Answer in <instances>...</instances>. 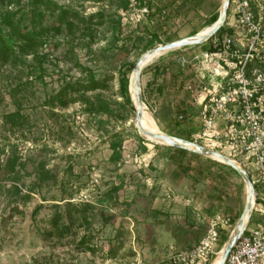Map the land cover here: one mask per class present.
Listing matches in <instances>:
<instances>
[{"label": "rangeland", "instance_id": "374dc122", "mask_svg": "<svg viewBox=\"0 0 264 264\" xmlns=\"http://www.w3.org/2000/svg\"><path fill=\"white\" fill-rule=\"evenodd\" d=\"M26 1L0 0V12L21 9ZM51 1L79 18L95 17L88 28L72 20L70 31L62 25L59 34H48L37 51L47 57L0 63V264H165L170 248L192 247L217 215L230 220L218 229V252L243 212L244 183L213 159L185 154L173 162L165 146L141 143L118 78L122 63H136L146 52L150 34L175 41L199 33L221 0H135L152 14L137 24L128 0ZM249 7L264 34V0H250ZM46 15L44 27L57 13ZM201 47L165 53L142 71V100L162 133L188 137L201 128L198 107L209 63L192 61L208 44ZM254 66L264 68L256 60ZM90 77L106 88L68 93L63 100L75 101L64 107L52 102L65 85ZM185 84L197 86L196 95ZM91 103H106L109 112L88 114ZM185 109L188 121H178ZM112 142L119 143L117 161L110 158ZM14 158L11 173L5 166ZM245 170L256 180L254 169ZM254 185L252 214L259 219L249 229L264 221V182ZM175 236L189 240L179 245Z\"/></svg>", "mask_w": 264, "mask_h": 264}, {"label": "built area", "instance_id": "2783aa9c", "mask_svg": "<svg viewBox=\"0 0 264 264\" xmlns=\"http://www.w3.org/2000/svg\"><path fill=\"white\" fill-rule=\"evenodd\" d=\"M128 1L134 24L149 15L146 6L139 8L135 0ZM249 3L250 0H230L233 8H229L226 26L232 34L212 41V46L217 48L215 52H205L192 59L201 58L202 64L207 62L209 66L206 71L208 86L204 88L198 108L202 125L189 136V141L207 142L200 145L214 151L226 150L225 156L256 171V180L248 173L256 184L264 182V68L250 67V63L256 60L264 64V34L258 24L251 21ZM122 15L123 19L127 18L125 13ZM244 31L251 34L249 38ZM179 61L188 64L183 57ZM183 88L193 95L198 91L193 84H185ZM177 119L184 120L183 111ZM261 214L264 216V211ZM229 222L228 218L214 216L207 222L204 235L192 247L170 248L165 264H209L218 253V229ZM223 264H264V221L252 229L247 227Z\"/></svg>", "mask_w": 264, "mask_h": 264}, {"label": "trees", "instance_id": "16d2710c", "mask_svg": "<svg viewBox=\"0 0 264 264\" xmlns=\"http://www.w3.org/2000/svg\"><path fill=\"white\" fill-rule=\"evenodd\" d=\"M14 2H17L18 4L19 0H9V4H12ZM125 8H126V5H125ZM0 9H1V5H0ZM54 12L57 13L56 21L51 24L49 23L48 25L44 27L43 21L47 18L46 13L53 14ZM228 13H229V9H228ZM149 15L152 16V14H149ZM218 15H219V10L212 13L209 16L208 20L206 21L205 26L206 27L211 26L217 20ZM94 17L95 16L92 15V16H89L87 19L79 18L77 13L72 12L71 10H67L63 7H60L57 4L53 3L51 0H27L24 6L21 7V9H19V6H18V9H15V10H6L3 12H0V63L1 64H8L10 62L17 63L18 61H21L19 59L20 56H24V55H34L38 59L47 57V55L45 54L38 56L37 51H38V48L45 45L46 37L48 36V34H52L54 36L56 34H59L62 25L66 27L67 31H70L72 28L76 27V24L72 20L79 21L81 25H84L83 27L88 28L87 25L92 24L91 20ZM100 23L101 22H98L97 24H100ZM117 26L119 28L120 26L119 21L117 22ZM225 33L228 35L232 34V30L226 26V21L224 23V26L221 27L212 38H210L207 42L201 44L202 46L205 44H208V47L205 49V51L215 52L217 48H214L212 46V42L210 43V41H212L213 39L221 40L222 36ZM168 42H171V39L166 38L165 41H162L157 34H150V39L148 40L146 47L144 48L143 51H147L149 48L155 45H159L162 43H168ZM201 45H197V46H201ZM197 46H194V47H197ZM175 51H172V52H175ZM172 52H168V53H172ZM134 65L135 63H129V64H127L126 62L122 63L119 67L120 74L118 78L120 95L123 98L125 104L128 107H130V109L133 111L134 109H133V106L131 104L129 94H128V82H129L130 74L134 68ZM104 88H106V86L103 83V81L95 80L93 77H90L89 80H87L86 82H77L74 85H71V84L65 85L52 98V102L54 101L55 103H58L59 106L64 107L68 103L75 101V99H70L68 101L63 100V98H66L68 93L89 92V91H95V90L104 89ZM86 111L88 114H92V115L93 114H107L109 112V108L106 103L99 104V105H94L91 103L87 107ZM182 111L184 112L183 121L187 122L188 121L187 111L186 109ZM188 115L190 114L188 113ZM168 135L190 140L189 136L185 137L182 133H179V132H172V133H169ZM138 139L141 143L148 142L139 136H138ZM118 145L119 143L117 144L115 142H112L110 144V147L113 153L112 154L113 156L110 157L112 161H117V159L119 158L118 154H114L115 151L118 149ZM154 147L159 148L160 146L154 145ZM166 148L172 152L173 154L172 159L174 160L173 162L175 161L177 162V159L181 158V155H185V154L194 155L199 158L201 157L198 154L190 153L182 149L172 148V147H166ZM144 149L146 148H143V150ZM212 161L220 165L224 169H230L232 171V174L239 177L236 174V172L233 171L228 166L220 162H217L215 160H212ZM15 167H16V158L8 162V164H6L5 166V169L6 171L9 170L11 173H13L15 171ZM254 187L256 188V185H254ZM14 189H17V188L14 187ZM113 191L114 192L117 191V188H114ZM257 201L258 200L256 199V203ZM57 219L58 218H54L51 222L53 228L57 227V221H58ZM253 219L257 221V219L259 218H255L252 214L248 227L250 226L252 222H254ZM234 221L235 220H233L231 224H234ZM223 241L225 242L226 240H223ZM219 244L221 243L219 242Z\"/></svg>", "mask_w": 264, "mask_h": 264}, {"label": "water", "instance_id": "95a60500", "mask_svg": "<svg viewBox=\"0 0 264 264\" xmlns=\"http://www.w3.org/2000/svg\"><path fill=\"white\" fill-rule=\"evenodd\" d=\"M230 5V0H221L219 15L217 20L209 27V30L205 34L196 33L175 41H171L169 43H165L163 45H158L155 48H152L146 52H144L137 62L134 65V68L130 74L129 82H128V94L131 101V104L134 109V121L135 128L137 129L139 136L151 142L152 144L161 145L165 147L178 148L190 153L198 154L209 159H213L217 162H220L233 171L240 177L242 182L245 185L246 189V202L244 205V209L232 230L230 231L226 242L222 246V256L220 264H223L228 253L239 240V238L246 231L251 214L253 211V207L255 205V188L254 184L251 181V178L245 168L236 160L231 159L220 152L211 150L202 146L200 144L194 143L192 141L174 137L160 131L154 132L150 130H146L141 126V117L143 110V100H142V91H141V75L144 67L147 65L150 57L153 54H158L159 56L172 52L178 49H182L185 47H193L197 45H201L207 42L210 38H212L217 31L224 26V23L227 18L228 9Z\"/></svg>", "mask_w": 264, "mask_h": 264}, {"label": "bare ground", "instance_id": "6f19581e", "mask_svg": "<svg viewBox=\"0 0 264 264\" xmlns=\"http://www.w3.org/2000/svg\"><path fill=\"white\" fill-rule=\"evenodd\" d=\"M209 27L204 28L199 33L200 34H205L209 30ZM157 57H159L158 54H153L152 57H150V59H149L147 64L151 63ZM134 124H135V121H134ZM141 126L144 129H146V130H150V131H154V132H158L159 131L155 121L153 120V118L151 117L149 112L147 111L145 104H143L142 117H141ZM221 254H222V248L218 251L217 255L212 260L211 264H220L221 256H222Z\"/></svg>", "mask_w": 264, "mask_h": 264}, {"label": "crops", "instance_id": "0c3cea01", "mask_svg": "<svg viewBox=\"0 0 264 264\" xmlns=\"http://www.w3.org/2000/svg\"><path fill=\"white\" fill-rule=\"evenodd\" d=\"M198 47H200V46H198ZM202 47H203V46H202ZM202 47L199 48V49L202 50V49H203ZM205 49H206V47H205ZM205 49H204L203 51L198 50V52L195 50V51H194V52L196 53L195 55L197 56V55H201L202 53H205V52H206ZM197 53H198V54H197ZM200 100H202V96H201ZM198 108H199V107H198ZM170 153H171V154H170V157L173 158V154H172V152H170ZM169 163L172 164L171 162H169ZM189 224H190V223H189ZM192 224H193V223H191V224L189 225V226L192 227V228H191V231H192V229L195 227V226H193ZM194 229H195V228H194ZM184 232H186V231H184ZM191 234L193 235V237L190 236V238H191L192 241H194L193 239L196 238V236H194V235H195V232H192ZM196 234H197V232H196ZM173 238H175V241H176L178 244H179V243L181 244L182 241L185 242V241H188V240H189V239H185V238H186L185 236H184V237H182V236H181V237H180V236H175V237H173ZM172 240H173V239H172ZM180 244H179V245H180ZM193 245H194V244H193ZM193 245H191V246H193Z\"/></svg>", "mask_w": 264, "mask_h": 264}]
</instances>
